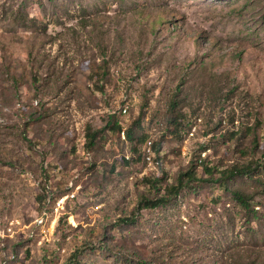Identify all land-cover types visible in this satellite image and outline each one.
<instances>
[{
    "label": "rangeland",
    "instance_id": "374dc122",
    "mask_svg": "<svg viewBox=\"0 0 264 264\" xmlns=\"http://www.w3.org/2000/svg\"><path fill=\"white\" fill-rule=\"evenodd\" d=\"M0 264H264V0H0Z\"/></svg>",
    "mask_w": 264,
    "mask_h": 264
},
{
    "label": "trees",
    "instance_id": "16d2710c",
    "mask_svg": "<svg viewBox=\"0 0 264 264\" xmlns=\"http://www.w3.org/2000/svg\"><path fill=\"white\" fill-rule=\"evenodd\" d=\"M174 122L177 123V117H175ZM107 125L109 127L111 126L110 123H108ZM135 125L139 126V120L135 123ZM118 130L121 131L120 128ZM124 134L126 135V137L128 139H130V140L133 139V131H132L131 128L128 129L127 131H125ZM86 136L88 138L86 137V142H85L86 151H85V153L89 156V158H87L88 161H89V159L92 156L91 149L93 148V146L95 144V141H96V138H97V133L95 131H92L91 128H88ZM86 154H85V156H86ZM129 161L131 162L130 159H129ZM202 162L203 161L200 159V163H202ZM127 163L128 162L125 161V164H127ZM193 166H194V164H193ZM193 166L190 167V169L187 170L186 172H183V173L181 172L179 174L176 185H172V186H169V187L167 186V187L163 188L161 185L157 184L156 181H152L151 179L147 180V182L150 183V186H149L150 190H152V193L154 192L156 194V196L153 197V198L151 196L150 197H146V196L143 197L139 201L137 212H141L142 210H155V209L161 207L162 205H164L172 196H177L181 190H183L185 187H187V185H189L190 182L196 180L197 174L195 172V167H193ZM203 169L205 171V174H210L211 176H213L214 171H217L216 167H210L209 168L207 166V164L204 165ZM238 173L239 172L237 170H235V169H227V170H224V171L220 172V175H221L222 179H228L230 177L235 176ZM50 179H51V175L50 174H45L46 182H44V184H42L41 193L38 195V204H39L38 208H40L39 212H41L42 210L43 211L44 210L45 211H51L53 209V206H51L52 204H49V200L50 199L54 200V196H58V198H60V197H63L64 195L69 193V184L72 181V179H70L65 184H63V186L61 184H58L55 188H53L54 184L51 182ZM76 183H80V184L82 183L81 180H80V176L76 180ZM65 185H66V189H65ZM84 191H85V187L83 186L82 187V191L79 194V196H77L75 200L69 201L67 206H69L70 203L78 202L80 196L83 195ZM161 191H164V194L161 195V196H158V195H160ZM235 196H236L237 202L241 206H243L245 210L253 211V209H251V206L249 205V203L247 201V198L245 196L240 195V194H236ZM61 219L59 220V223H58V226H57L58 228H59L60 224H62V225L63 224H67V220L64 221L63 219L62 220Z\"/></svg>",
    "mask_w": 264,
    "mask_h": 264
},
{
    "label": "built area",
    "instance_id": "2783aa9c",
    "mask_svg": "<svg viewBox=\"0 0 264 264\" xmlns=\"http://www.w3.org/2000/svg\"><path fill=\"white\" fill-rule=\"evenodd\" d=\"M150 145H153V144H151V142H147L146 145L144 146V148H145V150H144V159H145L146 162H147V160H148V158H149V157H146V150L148 149V147H149ZM68 203H69V200L65 202V207H67ZM59 211H65V209H59ZM59 211H58V212H59ZM37 217H41V218H42V211L38 213ZM72 218H73V217L71 216V218H70V220H69L70 223H71L72 225H76L75 222L72 221ZM57 220H58V215L55 216V223L57 222ZM33 233H35V231H34ZM47 238H48V237H47ZM44 243H45V242H44Z\"/></svg>",
    "mask_w": 264,
    "mask_h": 264
},
{
    "label": "bare ground",
    "instance_id": "6f19581e",
    "mask_svg": "<svg viewBox=\"0 0 264 264\" xmlns=\"http://www.w3.org/2000/svg\"><path fill=\"white\" fill-rule=\"evenodd\" d=\"M152 161V158L150 157V162Z\"/></svg>",
    "mask_w": 264,
    "mask_h": 264
}]
</instances>
